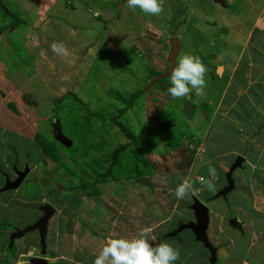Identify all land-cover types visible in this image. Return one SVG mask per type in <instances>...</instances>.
<instances>
[{
  "label": "rangeland",
  "instance_id": "rangeland-1",
  "mask_svg": "<svg viewBox=\"0 0 264 264\" xmlns=\"http://www.w3.org/2000/svg\"><path fill=\"white\" fill-rule=\"evenodd\" d=\"M28 1L32 4L36 3V0ZM49 1L43 0L47 8L52 7ZM67 1L75 3L77 12L88 15L93 21L92 16L95 15L93 12L95 10H98L96 12L99 15L102 13L101 16L105 15L108 19L111 17L112 25L115 23L118 26L121 25L120 32H125L120 34L123 35V38L129 39H125L126 44L124 43L118 53L111 55V52L109 53L105 47H101L102 50L99 48V45L102 44L99 41L105 40L101 36L95 42L96 57L87 56L83 60L84 63L78 61L75 63V68L69 67L68 69L65 62L62 61V63L60 58L52 52L50 45L57 39L63 38L69 43L79 44L80 35L70 37L68 40L59 33H52L50 29L46 31V35L42 38V46L53 55L50 58L54 64H57L55 61L57 59L56 72L60 68L75 73L79 70L82 72L81 74L88 76L87 65L91 63L95 64V72H92L88 77L87 86L85 84L84 87H81V91L78 90L79 94H76L75 85H73L75 88L68 85L64 87L51 85L48 84L52 82L50 79L47 82L43 81L42 84L40 80L32 78L29 81V87L25 88L24 95H28L30 101L34 102L29 105L31 104L32 110L34 108L36 110H33L32 116L28 119L27 127L21 131L23 134L19 136L16 134V137L9 142V146L12 147L9 160L14 159L10 166L4 164L3 152L0 156V169L6 172L4 177L0 175V264H39L40 261L43 264H93L107 239H131L138 235L144 227L153 229L150 242L154 247L161 242H166L179 250L180 258L175 261V264H210L209 252L202 246L197 249L196 242L193 241L188 231H183L175 237L168 236L180 225V222L193 218L192 211L189 208L176 205V199L168 202V198L162 192H158L159 194L156 195L157 191L151 192V189L149 191L146 187H141L135 182L138 179L135 177L136 174L132 177L134 181L127 180L129 177H127L128 171L124 168L125 164L128 163L130 169L135 170L140 176L143 174V178L151 174L152 168L141 161L143 155L149 151L166 150L171 144L169 140L165 141L166 132L177 131V127H171V124L170 129L169 126H165L160 114L154 121L157 125L144 126L140 108L144 100L140 87L143 83L141 79L144 77L153 79L155 76L152 77L153 72L146 67V62L131 50L129 44L132 40L131 33L141 30L144 33L140 32L142 41L148 38L143 41L146 43L141 42V44H149V48L155 47L156 49V42L166 40L165 37L160 36L163 31L170 37L177 36L181 40L182 49L178 60L184 54H191L200 57L204 64H207L209 60L212 61L206 76V95L197 97L195 90H193V94L189 95V98L192 97L189 102L195 105V109L184 126L192 129L193 134L197 135L199 140L205 129L212 130L206 144L212 141L218 142L215 163H220L224 159H226V163H232L234 155H223L232 148L242 153L247 162L244 163V171L242 168L238 169L234 177L242 170L247 179L249 175H252L249 164L261 167L260 172L264 171V126L256 125L247 133H240L237 131L241 129L240 127L232 130L228 118H226L228 124L223 122L220 125L225 126H217L219 119L212 117V113L221 99L222 88L230 76L228 68L231 67V63L224 60L223 55L220 54L227 49H232L234 53H238L240 50V47L234 43L236 40L234 32L238 29L237 20L231 18L229 11L222 9L220 4H214L213 0H163L164 12L159 16L146 15L138 8L133 10L127 7L126 0H59L62 5L60 9L54 6L53 9L48 8L47 10V14L50 16L49 28L60 23L59 20L69 22L72 12L61 11L65 8L70 9L65 6ZM225 2L227 4L231 2L233 8L245 14L250 12L254 6L258 7L264 4V0H225ZM86 7L91 8L90 14L85 9ZM54 10L59 13L56 16L60 19L51 18ZM104 11L108 12L104 14ZM219 14L229 18L228 23L232 32L228 36L229 32L225 33L223 28H219ZM97 19L100 21L99 18ZM65 32L63 31L64 34ZM9 33L13 34V31ZM137 41L140 42V38ZM89 46L93 47L94 45L90 43ZM16 51L17 53H14L12 58L15 62L9 63L16 66L18 72L14 77L11 74L13 71L9 72L11 82L18 88L32 73L25 50L20 48ZM248 52L250 53L249 48L245 49L238 72L231 76L232 86L224 94V104L235 97V85L243 84L245 86L244 75L239 72L245 71ZM216 55L220 58L218 61H216ZM220 63L226 66L224 78L218 75L221 74V71L217 73L218 67L216 66ZM105 66L113 67V69L104 71ZM98 71H100L99 75ZM118 71L122 73L116 74ZM95 73L97 74L95 75ZM107 73H111L108 74L109 83L110 81L112 83L120 80L125 81L124 92L119 91L121 84L119 85L118 82L116 84L118 93L111 96L107 90L108 83L103 86L95 85L90 79L106 80ZM84 78L82 77L81 81ZM68 81L67 78L64 79V82ZM158 82L170 83V77L160 79ZM45 87L47 88L44 90ZM136 90L139 91L137 92L139 94L135 93ZM248 90L249 88L246 91ZM252 90L253 88H250L247 92L248 97L237 99L240 106L245 104V100L250 95L254 96ZM69 91L75 92L74 95H78L79 98L76 97L78 100L73 99L71 94L65 93ZM129 91H133L134 94L127 93ZM37 98H39V102ZM255 98L253 97V99ZM109 99L117 101L118 108L121 105L123 109L119 111L111 110V107L105 108ZM255 101L257 103L258 100L255 99ZM132 104L135 106L129 112L126 106ZM171 106L173 107V104ZM176 106L181 107L180 105ZM38 107L41 110L37 109ZM220 111V115L223 111L225 115L230 113L227 108L224 110L223 107ZM205 112H207L206 121L203 119ZM37 113H40V116H37ZM24 118L27 122L28 117ZM56 119L57 121H55ZM112 120H119L126 125L135 135V143L128 146L118 158L121 160V167H114L111 179L96 183L97 181H94L97 176L95 169L99 168L100 173L107 171L112 162L113 151L129 142L116 122ZM254 121L262 122L259 118H255ZM197 123H205V125ZM36 133L55 142L60 156L59 162L52 161L49 157L40 154L37 144L33 141ZM199 133L200 135H198ZM60 136L67 139L69 144L64 145ZM30 138L32 139L29 140ZM249 138H252L253 141ZM18 155L21 156L20 161L17 159ZM125 159L127 163H125ZM202 160H206V157H200L189 174L194 185H199L197 177H195L197 174L208 177L207 169L203 166L199 167ZM19 173L24 175L21 183L2 191L6 187L5 175L8 174L10 183H15L19 178ZM79 177L86 179L90 185L95 184L98 193L87 195L86 193L90 192L89 188L85 191L77 189ZM176 177L174 176L172 179ZM219 178L220 183L215 186V191H211V195L222 187L224 179L222 172H219ZM178 179L181 177L176 178L175 182ZM159 182H157V186L155 185L157 189L163 187L164 182L162 180ZM241 184L245 185L244 182ZM259 184L264 186L260 178L255 180L252 186L250 185L251 187L245 186L241 189L244 190L245 196L247 192L249 193L247 196L251 207L247 206V198L236 192L229 195L227 202L222 198L211 199L207 193L198 198L204 204L207 202L214 212L223 213L225 216L234 215L232 209L238 207L234 210L239 213V221L244 222V231L245 229L250 232L257 230L255 232L262 234L260 240H256V242L251 235L239 234L228 228L222 215L213 219L210 214L208 235L211 245L214 249H216L215 247L221 248L219 254H215L214 264H264V190ZM204 190L206 191L207 187L204 186ZM180 202L185 205L184 200H177L178 204ZM246 206L262 215V219L259 216L260 222L250 215L251 210L245 208ZM48 208L51 210V214L46 218L45 226L31 230L30 227L40 225V220L46 215ZM216 260L219 262L216 263Z\"/></svg>",
  "mask_w": 264,
  "mask_h": 264
},
{
  "label": "crops",
  "instance_id": "crops-1",
  "mask_svg": "<svg viewBox=\"0 0 264 264\" xmlns=\"http://www.w3.org/2000/svg\"><path fill=\"white\" fill-rule=\"evenodd\" d=\"M49 2H51L52 5L51 8L48 7L50 9H53L54 6L57 7L58 9L62 7L61 3H59V0H50ZM230 3L231 2H228L227 4L225 2V6H220V7H222V9L229 11L230 17L235 18L238 22L237 23L238 29L236 30V32H234V39H236L234 43L240 47V50L238 53H234L232 52V49H227L224 50V53L220 54L221 56L223 55L224 60L231 63V67L228 68L230 76L228 82H226L222 88L221 99L219 100V104L216 105L215 110L212 113V117H214L215 119H219L217 122V126H225V125H220V123L223 122L228 124L226 122V118H228L232 130H236L237 127H240L242 130L238 129L237 130L238 132L247 133L248 130L255 128L256 125L262 127L264 126V39H263L264 4L258 7L254 6L250 12L245 14L244 12L237 11V9L233 8ZM74 4L75 3L71 1L70 2L67 1L65 6L69 7L70 9L67 8L61 9V11L64 10V11L72 12L71 18L69 17V22L68 21L63 22L59 20L60 23L53 26L54 28L51 26L49 28L48 21L50 20L49 19L50 16L47 14L48 8L45 7L46 4L43 2V0H36V3L33 4L30 3L28 0H0V156L2 154L1 152H3L2 160L4 161L5 165L7 164V166L8 164L10 166V164L14 160V159L11 161L9 160V157L11 156L10 151L12 148L11 146H9V142L16 137L15 136L16 134H18V136L23 134L21 131L24 130L25 127H27L26 124L28 125L29 123L28 119L32 116V112H34L33 110H36V108L32 110L31 108L32 106H30L31 104H34V102L30 101L28 95H24L25 88L29 87V81L32 80V78H35L37 80H40V82H42L43 84V81L47 82L50 79V81L52 80V82L48 84L51 85L54 84L61 87H64L65 85L73 87V85H75L77 89L76 94H79L80 93L79 91H81V87H84L85 84L87 86L89 81L88 77L92 74V72L93 73L95 72L94 70L95 64L93 63L87 65V70L89 72L88 76L81 74L82 72H80L79 70H77L78 71L77 73L70 71L67 72V70H61L60 67L58 72H56L57 71L56 65L58 64L57 59L55 60L57 64H54L50 58L53 55L49 53L45 49V47L42 46V38L46 35V31L50 29L52 33L53 32H55L56 34L59 33L68 40H70L69 39L70 37H73L75 35H80L79 44H77L76 42L69 43L64 38L59 40L57 39L55 41V42H63V44L67 47L71 55L67 57H62L57 55L58 58H60L61 62L62 61L65 62V65L67 66L68 69L69 67L75 68L76 67L75 63H77L78 61L84 63L83 60L87 56H90L91 58H95L96 57L95 48L97 47L95 45V42L96 39L101 36H103L105 40L99 41L100 43H102L99 45L100 46L99 48L102 50L103 48L101 47H105L109 53L111 52V55H115L113 53H118L123 47L124 43L126 44L125 39L127 40L129 39V38H123L122 37L123 35L120 34L122 32H125V31L120 32L122 28L121 25L118 26L117 23L112 25L113 21L111 17L108 19L105 15L101 16L102 13H100L101 15H99V13L96 12L98 10H95L93 11L95 15L92 16L94 18L93 21L89 18L88 15L82 13L79 14ZM87 7L85 9H87L88 13L90 14L92 10L91 8H87ZM107 12L108 11H104V14ZM56 15H59V13L55 12L54 10L51 18L56 17L54 19L56 20L60 19ZM219 15H220L219 28H223L225 30V33L229 32L227 33L228 36V34L232 32L231 26L228 23L229 18L227 16L224 17L222 14ZM97 18H99L100 21H98ZM10 31H13V34H10L9 33ZM63 31H66L65 34L63 33ZM140 32L143 33V31L141 30L138 32L131 33L130 36L132 40L129 46L131 47V50L135 52V54H138L142 58V61L146 62L147 64L146 67L153 72L152 77L155 76L154 78H156L157 75L164 73L166 68L168 67V61H167V57L169 53L168 41L173 36L170 37L168 33L165 34V32L162 31L163 34L161 32L160 36L165 37L166 40L164 42H156L155 43L156 49H155V47L149 48L148 46L149 44L147 45L141 44V42L147 40L148 38L142 41V35ZM256 34L258 35L257 37ZM145 35L148 36L147 34ZM139 38L141 40L140 42L137 41L139 40ZM178 41L180 44V50H179V54H180V51L182 49V43L181 40H179V38ZM90 43L94 46L93 47L89 46ZM20 48H23L26 52V55L28 56L27 60L29 64H31L30 72L32 74L23 81V84H20V87L16 88V86L11 82L9 71H13V73H11L12 77H14L18 72V68L16 66L15 67L12 66L11 63L15 62V60H13L12 58L14 56V53H17L16 50H20ZM248 48L250 50V53L248 52L249 54L246 60L245 71L239 72L241 73V75H244L243 81L245 86H243V84H238L239 86L235 85L234 86L235 97L232 100L228 101L226 104H224V94L226 93V90L232 86L231 76L235 75L238 72L240 67L239 63L243 58L242 54L245 53V49L248 50ZM178 56H177V62H178ZM219 59H220L219 56H217L216 61H218ZM210 62L212 61L209 60V62L205 64L207 68L210 66L209 65ZM216 67L221 68V74L218 75L221 78H224L226 73V66L220 63V65L218 64ZM110 68L113 69V67L105 66L104 71L107 69L109 70ZM99 73L100 71H98V75ZM120 73L122 72L118 71L116 74H120ZM96 74L97 73H95V75ZM108 74L111 73L106 74L107 75L106 77H108L106 78V80L101 79L99 81L98 80L96 81V78H90V79L93 80L95 85L98 84L100 86H103V84L108 83L107 90L111 96L114 93L115 94L118 93V90L116 91V84L118 82L119 85L121 84L119 91L124 92L126 87L125 81L120 80L114 83L110 81L109 83L108 80L110 79V77L108 76ZM82 77L83 78L86 77L83 79L84 82L83 80L81 81ZM66 78L69 80L68 82H64V79ZM153 79L145 78V77L141 79L143 80V83L140 87L141 90L143 91L142 96L144 100L140 108L142 109L141 114H142L144 126L148 127L150 124L157 125V123L154 121L157 118V116L160 114L162 123L165 126H169V129H170V124L171 127H177V131L174 133L166 132L165 141L169 140L171 143L166 150H162L161 152L149 151L148 153L143 155L142 157L143 159L141 161L146 165H148L149 167H151L152 172L151 174L146 175V177H144V179L147 180V182L151 185V187H146L143 185H141V187H146L147 189H149V191L151 189V192L157 191L156 195L158 192H162L164 193V196L168 198V202L176 199L175 200L176 205H180L182 208H189L192 211L193 218L188 221L180 222V225L176 227L173 231H171L168 234V236L175 237L183 231L186 232L188 231L192 236L193 241L196 242V246H197L196 248L200 249L201 248L200 246H202L204 250H207L209 252V257H210L211 256L210 251L204 247L202 242L196 240V237L191 230L184 229L175 236H171L172 232L180 228L183 224L194 221V211L191 209V207L194 204V201H199L200 203H202V200L198 199L201 195L207 193V195L210 196L209 198L211 199L222 198L226 202L228 200L229 195L233 192L241 193L242 195L245 196L244 190H241L243 187L250 185L252 186V183L259 178L261 179V183L264 184V171L260 172L261 167L259 166L255 167V165L249 164L252 169V173H251L252 175H249V177L246 179L245 173L242 172V170L244 171V163H246L247 161L244 158V155L242 153H239V151L235 150L234 148L223 154V155L226 154L234 155L235 157L232 163L230 162L229 164L226 163L225 162L226 159H224L220 163H215L214 159L217 157L216 148L218 147V142L212 141L209 144H206L212 130L209 128L208 130L205 129V131L201 135L199 133L198 135L201 136V139L199 140V137L193 134L194 132L192 131V129H188L184 126V123L187 122V120H189L192 111L195 109V105L189 102L192 99V97L189 98L188 96L182 99H172L167 93V88L170 87V83H159L158 81H156V83H154L150 88H148V85L152 82ZM161 79H166V78H161ZM156 85L157 87L155 88ZM46 88L47 87H45L44 90ZM248 88L249 90L250 88H253L252 91L254 96L250 95L249 98L245 100V104L243 106H240L239 103L237 102V99H242L243 97L247 96L248 95L247 92L249 90L248 91L246 90ZM132 92L133 91H129L127 93H131L132 95L134 94ZM137 92L139 91L136 90L135 93ZM193 92L194 91H192L190 94H193ZM65 93L71 94V96H75L74 95L75 92L73 93L69 91ZM253 97L254 98L256 97L255 99L258 100L257 103L255 99H253ZM37 99L39 102L40 101L39 98ZM11 101H13V103H11ZM107 102L108 103L105 105V108L111 107V110H119V111L123 109L121 108L122 107L121 105L118 108L117 101H114L113 99H109ZM29 103L31 104L29 105ZM171 104H173V107L171 106ZM176 105H180L181 107L178 108ZM133 106L135 105L132 104L126 106L127 109H129V112L133 110ZM222 107L224 108V110L225 108H227L230 111L229 115H225L224 111L222 112L221 115L219 114V112L221 113L220 109ZM37 109L41 110L39 107ZM39 114L37 113V116H40ZM24 117H28L27 122ZM206 118H207V112L204 113L203 119L206 121ZM255 118H259V120H261L262 122H258V123L255 122L254 121ZM117 121L128 129V127L124 125L121 121L119 120ZM197 124L205 125V123H197ZM128 131L133 135V138L135 139L136 138L135 135L129 129ZM221 133L223 134V131H221ZM31 139L32 138H30L29 140ZM249 139L253 141L252 138ZM132 143H135V140ZM171 145L174 146L171 147ZM12 150L14 151V149ZM200 157H206V160H202L199 167L203 166L205 169H207L206 171L207 175H208L209 165H211L216 169L217 179L214 181L215 186L220 183L219 172H222L224 174L222 187H220V190L217 191L215 194L211 195V191L208 189L205 191L204 186L200 185V183L197 181L199 185L193 184L194 187L197 189L196 191L197 194L195 192V194H192L189 198L185 197L183 199L185 205H183L182 202L178 204L177 203L178 199L175 196V188L179 183L182 182V178L189 177V174L191 173L193 166H195L196 161H198ZM239 157L243 158V162L241 163V166L237 168L232 174L234 188L231 189L228 193H226L225 196H221V195L219 196L221 190H223L227 185L226 176H225L226 173L229 171L230 167L234 164L235 160ZM17 159H19L20 161L21 156L18 155ZM241 168L242 170H240V172L237 173V176L234 177L235 172ZM5 173H6L5 171L0 169V175L2 177H4ZM5 176L7 177L8 174ZM174 176H177L176 178L181 177V179H178L175 182L176 178L172 179ZM198 176L200 175L197 174L195 177ZM140 177L143 178V174ZM127 180L134 181L132 178ZM161 180L164 182L163 187L157 189L156 184L157 182L160 183L159 181ZM242 182L245 183L244 186L241 184ZM259 186H261V184H259ZM261 189L264 190V186H261ZM247 194L249 193L247 192ZM247 194L245 197L248 200ZM202 204L207 209L208 226L206 230V236L210 244H211V240L208 235L210 214H211V218L213 219L216 216L222 215L228 228L232 229L233 231H237L239 234L247 233V235H251L254 241L260 240L262 234H260L259 232L258 233L255 232L257 230L255 231L251 230L250 232L249 230L245 229L244 231L245 228L244 222L239 221L240 218L239 213H237L234 210L237 209L238 207H233L232 212L234 213V215H231L233 216L231 217V216H225V214L223 213L219 214L214 212L213 209H210V206L207 204V202L205 204L204 203ZM248 205L251 207V203L249 202V200L247 206ZM247 206L245 208L251 210L250 215L253 216L256 219V221L260 222V217L262 219V215L257 214L254 211V209L248 208ZM232 218H235L237 220V222L241 226L240 229L234 228L230 225V220ZM215 248H216L215 254L217 253L219 254L221 248H217V247ZM217 262L219 261L216 260V263Z\"/></svg>",
  "mask_w": 264,
  "mask_h": 264
},
{
  "label": "clouds",
  "instance_id": "clouds-1",
  "mask_svg": "<svg viewBox=\"0 0 264 264\" xmlns=\"http://www.w3.org/2000/svg\"><path fill=\"white\" fill-rule=\"evenodd\" d=\"M126 4L127 7L133 10L138 8L149 16H159L164 12L163 0H126ZM50 47L52 52L58 56L67 57L70 55L63 42H53ZM207 73L208 68L200 57L184 54L171 71L170 87L167 88L168 95L172 99H182L188 97L195 90L197 97L205 96ZM7 178L8 176H5V182L9 180ZM216 179V169L211 165L208 167L207 178L201 175L196 178L202 186L207 187L210 191H215L214 181ZM196 191L191 178L186 177L182 178V182L175 188V196L178 200H183L185 197L195 194ZM152 231L151 227H144L138 235L131 239H107L93 264H175V261L180 258L179 250L166 242H161L154 247L150 242Z\"/></svg>",
  "mask_w": 264,
  "mask_h": 264
},
{
  "label": "water",
  "instance_id": "water-1",
  "mask_svg": "<svg viewBox=\"0 0 264 264\" xmlns=\"http://www.w3.org/2000/svg\"><path fill=\"white\" fill-rule=\"evenodd\" d=\"M213 2L218 3L221 6H225V3L223 0H213ZM168 44H169V53H168V57H167L168 67L166 68L164 73L158 75L156 78H154L152 80V82L148 85V88H150L157 80H159L161 78L169 77L172 69L177 64V56H178L179 50H180V44H179L178 38L175 36L171 37L168 41ZM219 71H221L220 67H218L217 73H219ZM55 121H57V119ZM59 135H60V133H59ZM59 138L62 140L61 142L64 145L69 144V141L67 139L63 138L62 136H60ZM242 162H243V158L239 157L235 160L234 164L230 167L229 171L225 175L227 185L223 190H221L219 196L220 195L225 196L226 193H228L231 189L234 188V182H233L232 174L237 168H239L241 166ZM23 177H24V175L20 174L18 180L15 183H10L9 180H7L6 181V187L3 188L2 191L10 189L11 186L15 187V186L19 185L21 183V180ZM135 182L139 185L151 187V185L144 178H138L135 180ZM191 209L194 211V221L183 224L180 228H178L177 230L172 232L171 236L177 235L178 233H180L184 229L191 230L194 233L196 240L202 242L204 247L210 251L211 259L209 262H210V264H214V262H215V249L209 243L207 236H206V230H207V226H208L207 209L199 201H194V204L192 205ZM50 214H51V210L48 208L46 210V215L40 220L41 226L36 225V226L30 227V229L33 230L37 227H44L46 218H48L50 216ZM230 225L234 228H237V229H240V227H241L235 218H232L230 220ZM39 264H43V262L40 261Z\"/></svg>",
  "mask_w": 264,
  "mask_h": 264
},
{
  "label": "trees",
  "instance_id": "trees-1",
  "mask_svg": "<svg viewBox=\"0 0 264 264\" xmlns=\"http://www.w3.org/2000/svg\"><path fill=\"white\" fill-rule=\"evenodd\" d=\"M160 80V79H159ZM157 80V81H159ZM156 83V82H155ZM72 98H76L74 96H72ZM77 99V98H76ZM78 100V99H77ZM113 122H116V125L118 126V128L120 129V131L123 133V135L125 136V138L129 141L127 144L121 145L119 146L117 149H115L112 153V162L110 163L107 171H105L104 173H100V169L96 168V179L94 180L96 183H102L104 181H106L107 179H111V173L112 170H114V167H121V160L118 159L121 157V154L123 153V151L125 152V149L132 144V142L135 140L133 138V135L128 131L127 128H125L120 122H118L117 120H112ZM33 141L35 142V144H37V149L39 150L40 154L42 156H47L49 157L52 161H56L59 162L60 160V156L58 154V149L56 147V144L54 141H49L48 139H45L43 136H41L40 134H37L34 136ZM130 157V156H129ZM133 160V159H132ZM125 163L126 159H125ZM124 168L126 169L127 172V179H131L133 177V175H135V177L140 178V175L135 171V170H131L129 164H125ZM138 175V176H137ZM95 184H89L86 182V179L79 177L78 178V185H77V189H81L82 191H85L86 189L89 188L90 192L86 193L87 195H90L91 192L97 194V190L95 188ZM85 194V195H86Z\"/></svg>",
  "mask_w": 264,
  "mask_h": 264
},
{
  "label": "flooded vegetation",
  "instance_id": "flooded-vegetation-1",
  "mask_svg": "<svg viewBox=\"0 0 264 264\" xmlns=\"http://www.w3.org/2000/svg\"><path fill=\"white\" fill-rule=\"evenodd\" d=\"M231 217H233V216H231Z\"/></svg>",
  "mask_w": 264,
  "mask_h": 264
}]
</instances>
